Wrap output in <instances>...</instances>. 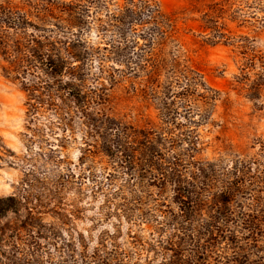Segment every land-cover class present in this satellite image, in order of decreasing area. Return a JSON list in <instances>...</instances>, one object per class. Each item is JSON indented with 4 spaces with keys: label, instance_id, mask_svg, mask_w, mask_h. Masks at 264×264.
<instances>
[{
    "label": "rangeland",
    "instance_id": "rangeland-1",
    "mask_svg": "<svg viewBox=\"0 0 264 264\" xmlns=\"http://www.w3.org/2000/svg\"><path fill=\"white\" fill-rule=\"evenodd\" d=\"M0 264H264V0H0Z\"/></svg>",
    "mask_w": 264,
    "mask_h": 264
}]
</instances>
